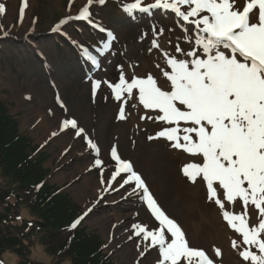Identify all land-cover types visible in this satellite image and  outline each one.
<instances>
[{"label": "rangeland", "instance_id": "1", "mask_svg": "<svg viewBox=\"0 0 264 264\" xmlns=\"http://www.w3.org/2000/svg\"><path fill=\"white\" fill-rule=\"evenodd\" d=\"M0 2L7 6L6 14L0 17V100L7 105L9 116L17 119L19 132L29 138L30 147L26 152L33 153V157L39 153L47 155L42 163V167L48 169L44 183L53 185L77 204V215L92 207L98 198L97 189L102 186L100 169L94 166L96 155L82 138L74 136V130L59 131L63 119L74 118L100 148L99 158L104 162L102 167L106 178L114 170L115 162L111 160L110 152L115 146L121 158L134 163L135 170L142 174L158 203L185 227L186 238L191 239H188L190 246L205 249L214 256V248L220 246L213 239L202 238V234L210 232L214 235L213 232L221 231L222 237L229 240L233 262L224 257L216 258V261L218 264H241L238 251L231 246L235 233L227 227L218 206L207 199L206 185L200 179L191 184L181 171L183 164L191 160L201 162L202 158L190 157L174 149L164 138L150 140L149 136H155L162 126L167 125L155 119H140L141 116L155 117L156 112L138 114L142 105L131 107L133 103L138 104L137 101H128L126 119L121 120L117 119L119 102L113 99L105 84H101L93 96L94 80L116 83L121 71L129 78L133 74L158 75L155 65L160 63L163 66L161 49L172 52L177 42L187 48L175 17L158 11L129 15L122 5L130 0H106L103 5L93 4L92 18L111 30L115 37L110 48L99 57L100 67L94 68L82 58L79 47L72 41L95 48L102 46L107 40L106 35L84 21H70L63 25L61 31L67 33L66 37L51 31L60 16L77 14L86 0H73L71 11L69 0H28L29 6L22 21L19 15L21 0ZM152 22L155 31L150 28ZM161 28L163 34H159ZM4 31L8 32L7 36ZM153 39H157L160 49L152 48ZM158 83L164 84V80L160 79ZM53 132L58 134L52 136ZM38 147L39 152H34ZM0 184H4L1 175ZM130 190L125 186L119 192L105 194L81 222V227L100 236L102 252L109 256L112 264H137L138 261L139 264H157L156 249L141 257L136 248L139 238L128 239L133 223L154 226L140 198L127 196ZM123 196L126 198L121 199ZM14 197L11 194L0 197V202L3 201L0 210L6 201L11 205L7 216L9 221L2 223L4 231L9 233H1L0 239L11 234L16 236L20 241L17 249H25L26 253L21 256L16 250H9L0 255V263L22 264V260L27 259L31 264H69L49 249L41 235L53 227L49 228L45 220L32 214L25 205L19 204L16 209Z\"/></svg>", "mask_w": 264, "mask_h": 264}, {"label": "snow or ice", "instance_id": "2", "mask_svg": "<svg viewBox=\"0 0 264 264\" xmlns=\"http://www.w3.org/2000/svg\"><path fill=\"white\" fill-rule=\"evenodd\" d=\"M105 2L86 0L77 14L62 18L51 29L61 32L70 21H84L106 33L107 40L95 48L72 41L82 58L97 68L99 57L115 39L94 21L90 11L93 4ZM72 3L69 0V11ZM28 6V0H21V21ZM122 7L129 15L155 10L171 13L187 48L177 42L172 52L161 49L163 66L155 65L158 75L133 74L129 78L121 71L116 83L94 80L93 96L105 84L119 102L117 119H126L129 100L138 102L133 108L142 105L156 112L154 118L140 119H155L167 126L148 138H164L171 147L202 158L183 164V175L192 183L200 179L206 185L207 199L218 206L227 227L236 234L231 246L238 251L241 264H264V0H130ZM6 12V4L0 2V17ZM159 34H163L162 28ZM152 48L160 49L157 39L152 40ZM160 79L164 84L158 83ZM66 130H74V136L82 138L96 155L94 166L100 169L102 186L92 207L72 221L69 230H75L105 194L129 186L127 196H138L156 222L154 226L131 225L128 239L139 238L136 248L141 257L156 249L157 264H217L221 249L214 248V256H210L204 249L190 246L181 225L159 205L142 175L130 160L121 158L115 146L110 152L114 170L106 178L97 143L74 118L61 121L59 131Z\"/></svg>", "mask_w": 264, "mask_h": 264}, {"label": "trees", "instance_id": "3", "mask_svg": "<svg viewBox=\"0 0 264 264\" xmlns=\"http://www.w3.org/2000/svg\"><path fill=\"white\" fill-rule=\"evenodd\" d=\"M6 106L0 100V175L4 179V184H0V197L15 196L16 209L19 204L25 205L32 214L45 220L49 228L53 227L41 234L45 238L40 237L46 240L49 249L61 261L66 260L69 264H112L109 256L102 252L100 236L80 225L75 230H69V225L78 216L77 205L64 192L58 193L53 185H41L48 172L42 167L47 155L39 153L33 157V153L26 152V148L30 147L29 138L19 132L17 119L9 116ZM7 202L0 210V234L9 233L2 228V223L9 221L7 216L11 205ZM37 231L40 233V228ZM19 242L12 234L0 239V255L16 250L24 256L25 249L16 247ZM22 264L31 262L26 259L22 260Z\"/></svg>", "mask_w": 264, "mask_h": 264}, {"label": "bare ground", "instance_id": "4", "mask_svg": "<svg viewBox=\"0 0 264 264\" xmlns=\"http://www.w3.org/2000/svg\"><path fill=\"white\" fill-rule=\"evenodd\" d=\"M218 211H219V209H218ZM216 220H220L219 218H216ZM213 232V231H212ZM220 233H221V231H219ZM220 233H218V232H213V234L214 235H212L210 232H205V233H203L202 234V238H204L205 236H206V238L208 239V238H210V239H213L214 240V242H216V244L218 245V246H220V247H222V245L224 246V247H222V256H220V257H218V258H221V257H224V258H226V259H228L229 261H232L233 262V260H232V256H231V254L229 253V244H228V241L226 240V238L224 237H222V234H220ZM234 236L236 237V235L234 234ZM188 238V237H187ZM186 238V239H187ZM205 238V239H206ZM188 239H190V238H188ZM191 240V239H190ZM189 241V240H188ZM190 242V241H189ZM209 242V241H208ZM214 242H212V243H214ZM211 243V244H212ZM219 247V248H220ZM221 260V259H220Z\"/></svg>", "mask_w": 264, "mask_h": 264}]
</instances>
